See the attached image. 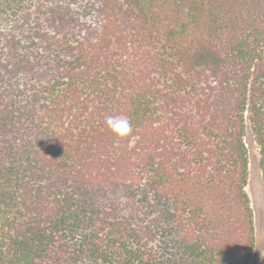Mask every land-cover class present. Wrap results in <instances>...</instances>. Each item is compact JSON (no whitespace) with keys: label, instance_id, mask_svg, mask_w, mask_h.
<instances>
[{"label":"trees","instance_id":"1","mask_svg":"<svg viewBox=\"0 0 264 264\" xmlns=\"http://www.w3.org/2000/svg\"><path fill=\"white\" fill-rule=\"evenodd\" d=\"M247 125L264 0H0V264H250Z\"/></svg>","mask_w":264,"mask_h":264},{"label":"rangeland","instance_id":"2","mask_svg":"<svg viewBox=\"0 0 264 264\" xmlns=\"http://www.w3.org/2000/svg\"><path fill=\"white\" fill-rule=\"evenodd\" d=\"M245 145L248 151V183L246 192L250 198L255 225V245L250 264H260L264 252V197L259 170V151L253 140L249 126L245 133Z\"/></svg>","mask_w":264,"mask_h":264},{"label":"clouds","instance_id":"3","mask_svg":"<svg viewBox=\"0 0 264 264\" xmlns=\"http://www.w3.org/2000/svg\"><path fill=\"white\" fill-rule=\"evenodd\" d=\"M105 126L117 139H125L133 132L132 124L125 115H107Z\"/></svg>","mask_w":264,"mask_h":264}]
</instances>
